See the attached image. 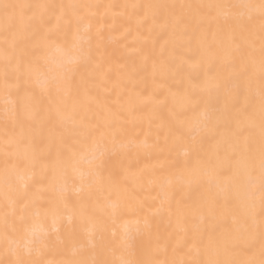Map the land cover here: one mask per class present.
Here are the masks:
<instances>
[{
	"label": "snow or ice",
	"instance_id": "snow-or-ice-1",
	"mask_svg": "<svg viewBox=\"0 0 264 264\" xmlns=\"http://www.w3.org/2000/svg\"><path fill=\"white\" fill-rule=\"evenodd\" d=\"M0 264H264V0H0Z\"/></svg>",
	"mask_w": 264,
	"mask_h": 264
},
{
	"label": "bare ground",
	"instance_id": "bare-ground-1",
	"mask_svg": "<svg viewBox=\"0 0 264 264\" xmlns=\"http://www.w3.org/2000/svg\"><path fill=\"white\" fill-rule=\"evenodd\" d=\"M105 3H124V2H130V0H103ZM123 31V29H121ZM131 40V37L129 38ZM123 43V42H121ZM117 63H123V61H117L115 58L112 60L113 66H115Z\"/></svg>",
	"mask_w": 264,
	"mask_h": 264
}]
</instances>
